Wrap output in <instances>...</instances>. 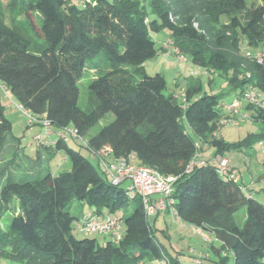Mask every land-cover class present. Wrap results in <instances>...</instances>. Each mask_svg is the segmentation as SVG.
Here are the masks:
<instances>
[{"label":"trees","instance_id":"obj_1","mask_svg":"<svg viewBox=\"0 0 264 264\" xmlns=\"http://www.w3.org/2000/svg\"><path fill=\"white\" fill-rule=\"evenodd\" d=\"M145 3L154 18L139 0H0V81L32 115H45L55 134L77 129L87 148L77 147L108 158L135 155L141 165L178 178L167 213L213 235L209 252L193 261L164 252L141 198L130 199L126 186L113 185L71 142L55 135L53 144L37 143L36 153L26 154L0 97V264H264V203L237 180L219 176L214 164L218 155L264 140V108L251 104L242 110L260 132L235 143L219 137L227 105L249 85L264 94V63L250 51L264 46V0ZM165 30L187 62L208 71L210 86L215 74L228 80L230 100L205 92L195 77L186 79L183 103L166 94L164 75L150 76L145 68L168 52L151 37ZM89 62L97 77L84 111L79 83ZM109 114L115 120L92 134ZM202 146L213 148L214 158L203 156L204 164L187 173ZM61 151L72 170L55 175L49 164ZM74 199L97 216L123 211V240L104 236L102 246L83 233L76 238L86 213L68 211ZM129 205L134 210L126 215ZM243 207L241 227L236 215Z\"/></svg>","mask_w":264,"mask_h":264},{"label":"rangeland","instance_id":"obj_2","mask_svg":"<svg viewBox=\"0 0 264 264\" xmlns=\"http://www.w3.org/2000/svg\"><path fill=\"white\" fill-rule=\"evenodd\" d=\"M77 1V0H76ZM140 3L146 7V12L150 18H154L152 15V10L148 4L145 3V0H139ZM224 20V18H223ZM151 37L156 41L157 48H161L165 41L169 39V33L167 30L154 33L151 32ZM166 43V42H165ZM244 50L247 48L246 44L243 42ZM167 50V49H166ZM165 50H163L164 52ZM251 53L254 57L264 56V46L259 49H251ZM148 62L147 73L150 76H155L157 73L164 75L167 82V91L166 94H174L180 103H183L185 98L184 85L186 79L189 77H195L202 81L205 92L214 93V94H231V88L228 84V80L219 77L218 74H215L214 83L210 86V76L206 69L197 67L191 62H180L176 56H167L166 54H161ZM165 53V52H164ZM93 61V60H92ZM98 61V60H97ZM96 61V62H97ZM103 68L104 66L100 64ZM90 62L87 64L83 78L79 83L80 88V99L79 106L84 111H87L90 107V84L97 77L95 70L91 68ZM1 101L6 108V117L11 121L13 126V134L15 137L21 139L22 146L26 154H34L36 150L37 142L34 141L36 135H42L44 129L40 126H31L29 127L27 117L18 110H10L7 108V101L5 100L3 94H0ZM12 100L20 105L19 102L14 98L12 93L10 94ZM232 96L228 95V100ZM243 106L247 105L242 103ZM115 120L114 114L107 115L100 123L93 129L92 134H96L102 128L108 126ZM222 130L219 134L223 140L228 143H235L238 141L244 140L248 135L256 134L260 132V125L256 124L252 120L248 123H243L240 126H233L226 123V118H222ZM264 142V140H263ZM42 144V143H41ZM45 145V144H42ZM49 146V145H48ZM74 149L79 150L83 153L85 157H88L95 165L98 166V162L94 160L90 152L86 149H81L71 143ZM200 153L204 157H210L214 155L215 150L209 146H202ZM99 155V154H98ZM106 159L108 157L103 156ZM221 156V155H218ZM225 158L229 161V167L234 169L237 172V181L243 185V189L253 194L254 197L264 203V154L261 151L259 143L254 144L252 147L244 148L240 152H226L224 154ZM99 167V166H98ZM100 168V167H99ZM50 171L58 175L60 173L71 172L72 163L69 157L64 151L56 153L53 158L50 160L49 164ZM258 177L260 181L253 182L252 179ZM133 205L127 207L126 215L132 214L134 208ZM91 208L87 205H82L78 200L74 199L68 207V211L75 217L80 215L81 212L89 211ZM123 214L124 212L121 211ZM117 215V214H114ZM173 215V214H172ZM171 214L167 215L164 219H160L157 222V225H154V219L149 218L151 226L154 228L155 234L159 239L162 249L164 252L171 254H180L187 261H192V259L197 258L201 259L206 255L210 250V244L215 240L214 236L210 233L194 227L192 225L180 222L174 218ZM164 215H161L163 217ZM12 213H7L2 221L3 228H7L11 222ZM238 224L241 227H244L246 223V208L243 207L236 215ZM74 235L78 239H84L86 236L74 230ZM91 239H97L99 243L103 246L106 244L103 237L97 234H92L88 236ZM154 263V262H153ZM1 264H10L6 261H3ZM155 264H168L164 259L162 261H155ZM209 264H213L209 262Z\"/></svg>","mask_w":264,"mask_h":264},{"label":"built area","instance_id":"obj_3","mask_svg":"<svg viewBox=\"0 0 264 264\" xmlns=\"http://www.w3.org/2000/svg\"><path fill=\"white\" fill-rule=\"evenodd\" d=\"M84 3L85 0H80ZM167 56H176L180 62H187V59L180 54L179 50L174 46L172 41L164 44ZM252 57L250 53L247 54ZM259 63H264V56L255 57ZM0 91L7 101V108L10 110H18L22 112L28 119L29 126H40L44 129L42 135H36L34 141L38 144L51 145L53 136L61 139L63 142L81 143L86 146V141L75 128L59 129L57 134L46 116L32 115L22 105H17L10 97L9 89L0 81ZM184 96V94H183ZM251 104L264 108V94L260 93L256 88L249 85L242 97L232 104L225 107L226 123L233 126H240L251 121L248 113L243 112L242 103ZM261 151L264 154V142L259 143ZM87 148V146H86ZM91 156L96 158L104 175L111 179L115 186H126L130 199L141 198L145 215L147 218L165 215L172 205L171 197L174 191V185L178 178L165 177L158 171L140 164L135 155L128 158H109L106 159L91 150L87 149ZM200 151L195 155L187 168L190 173L199 163L204 164ZM214 164L217 173L221 177H227L237 180V172L229 167V161L223 156H216ZM76 230L85 235L97 234L100 236L111 237L116 244H119L124 238V227L120 220V216L102 217L94 215L91 212L86 213L82 219L77 222ZM200 263L201 261H197Z\"/></svg>","mask_w":264,"mask_h":264},{"label":"crops","instance_id":"obj_4","mask_svg":"<svg viewBox=\"0 0 264 264\" xmlns=\"http://www.w3.org/2000/svg\"><path fill=\"white\" fill-rule=\"evenodd\" d=\"M168 40H170V37H169ZM168 40H167V41H168ZM167 41H165V42H167ZM165 42H164V44H165ZM164 44H163V45H164ZM163 45H162V46H163ZM161 54L164 55L165 53L162 51ZM147 67H148V63L145 65L146 71H147ZM147 72H148V71H147ZM183 89H184V88H183ZM243 112H244V111H243ZM54 137H55V136L52 137L51 141L54 140ZM71 143H73L74 145L78 146V144L75 143V142H71ZM37 148H38V145L36 146V150H35L34 154L36 153ZM34 154H31V155H34ZM211 157L214 158V155H212ZM224 158H225V156H224ZM258 181H260V180L258 179V177L256 178V177L253 176V179H252V183H251V184H253V182L255 183V182H258ZM260 182H262V181H260ZM84 213H88V211H87V212L84 211ZM120 214H121V213H118L117 215H112V214H109L108 212H104V213L102 214V217H115V216H118V215L120 216ZM170 214L172 215L171 212H168V213H166L163 217H161V216H155V217H153V219H154V225H157V222L160 221V219H162V218L165 219V218L167 217V215H170ZM172 216H173L174 218H176L174 214H173ZM176 219H177V218H176ZM177 220H178V219H177ZM179 221H180V220H179ZM180 222H181V221H180ZM101 237H103L105 241L107 240V238H105L104 236H101ZM179 255H180V254H179ZM181 258H182V259H185L182 255H181ZM193 260H194V259H192V261H193ZM151 264H155V262H154V263H151Z\"/></svg>","mask_w":264,"mask_h":264}]
</instances>
